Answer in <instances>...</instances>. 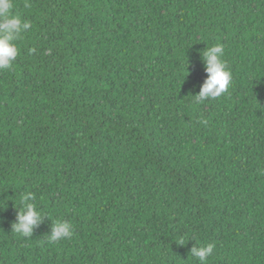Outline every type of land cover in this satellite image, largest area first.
<instances>
[{"label":"trees","instance_id":"obj_1","mask_svg":"<svg viewBox=\"0 0 264 264\" xmlns=\"http://www.w3.org/2000/svg\"><path fill=\"white\" fill-rule=\"evenodd\" d=\"M0 264H264V0H14ZM232 75L215 99L201 53ZM46 218L15 232L21 197ZM66 221L72 237L49 238ZM183 242V245H181Z\"/></svg>","mask_w":264,"mask_h":264},{"label":"clouds","instance_id":"obj_2","mask_svg":"<svg viewBox=\"0 0 264 264\" xmlns=\"http://www.w3.org/2000/svg\"><path fill=\"white\" fill-rule=\"evenodd\" d=\"M31 28V24L14 12V0H0V71L12 68L19 55V48L15 43L23 32ZM207 78L204 81L198 100L215 99L224 94L230 87L232 75L223 59V46L217 43L207 46L200 54ZM34 194L28 192L21 197V210L17 211L16 222L12 225L15 232L23 236H32L34 228L39 226L45 216L37 209ZM72 227L66 221L58 220L52 223L49 238L52 241L69 239L72 237ZM183 245V242H181ZM215 246L211 243L191 250L200 264H206L208 257L213 253Z\"/></svg>","mask_w":264,"mask_h":264}]
</instances>
